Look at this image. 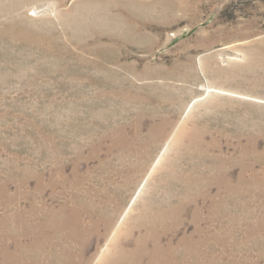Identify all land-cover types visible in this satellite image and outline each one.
Instances as JSON below:
<instances>
[{"label": "rangeland", "instance_id": "obj_1", "mask_svg": "<svg viewBox=\"0 0 264 264\" xmlns=\"http://www.w3.org/2000/svg\"><path fill=\"white\" fill-rule=\"evenodd\" d=\"M0 264H264V0H0Z\"/></svg>", "mask_w": 264, "mask_h": 264}, {"label": "bare ground", "instance_id": "obj_2", "mask_svg": "<svg viewBox=\"0 0 264 264\" xmlns=\"http://www.w3.org/2000/svg\"><path fill=\"white\" fill-rule=\"evenodd\" d=\"M165 149V148H164Z\"/></svg>", "mask_w": 264, "mask_h": 264}]
</instances>
